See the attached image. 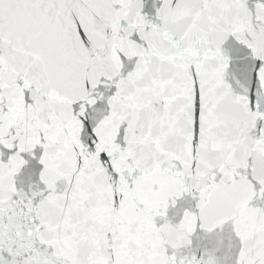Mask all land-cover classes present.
Here are the masks:
<instances>
[{
  "label": "snow or ice",
  "instance_id": "1",
  "mask_svg": "<svg viewBox=\"0 0 264 264\" xmlns=\"http://www.w3.org/2000/svg\"><path fill=\"white\" fill-rule=\"evenodd\" d=\"M0 264H264V0H0Z\"/></svg>",
  "mask_w": 264,
  "mask_h": 264
}]
</instances>
